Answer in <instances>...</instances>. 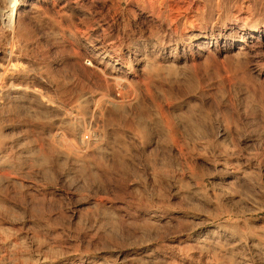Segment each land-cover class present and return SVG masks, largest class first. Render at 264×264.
Returning a JSON list of instances; mask_svg holds the SVG:
<instances>
[{
    "label": "rangeland",
    "instance_id": "374dc122",
    "mask_svg": "<svg viewBox=\"0 0 264 264\" xmlns=\"http://www.w3.org/2000/svg\"><path fill=\"white\" fill-rule=\"evenodd\" d=\"M36 1L46 15L43 24L33 23V37L40 41L39 51L37 50V54L33 55V61L37 63L36 65H40L41 73L49 74V78L55 82L54 88H50L52 91L49 88L43 89L45 94L50 100L54 99L52 101L65 106L64 108L72 114L71 119L67 121L68 119L60 117L56 110L55 114L52 108L41 105L35 99L26 101L22 105H13L20 109L12 106L11 109L0 110L2 113H0V132H2L0 133V212L2 213H0V225L4 224L8 227L6 229L0 226L3 232L0 231L2 234L0 235V257L4 258V260L0 258V264L2 260V264L13 262H15L13 264H24L27 258L29 261L27 260L25 264H100V261L102 264L105 262L107 264H151L152 262H154L152 264H163L161 260L154 261L144 256L140 245L142 241L139 237L142 236L143 242L145 239L155 237L153 226L145 225L144 228V223L149 224L148 216L164 212V210L168 215L179 214L186 220L181 230L174 228L170 223L161 228L165 234L157 240V244L164 246L167 244L177 246L182 244L179 242L181 237L188 235L191 238L196 235L199 231L192 230L190 227L198 223V220L202 221L203 216L210 215L209 217L214 219V225L223 222L235 224L236 221L241 222V220L257 226L264 225V41L244 40L239 43L238 48L241 45L247 48L245 53L247 55L243 54V57L234 55L235 51L225 52L224 55V52L217 50L216 44V47L211 46L213 57H210L212 58L210 61H204V56L207 54L202 48L206 46L207 40L216 42L217 37H221V32L226 28H230L229 32L238 31L239 33L245 32L252 26L264 29V0H188V4L193 3L191 11L185 10L177 14L176 21L174 20L170 27L162 24L148 11L142 12L134 8L135 11L130 13L127 11L129 5L125 0ZM190 20L192 23L188 22ZM55 21H60L64 30L73 35L72 38L66 37L67 39L62 43L55 44L52 41H46L44 33ZM104 26L105 32L102 30ZM203 27L208 29L207 39L197 41L198 32ZM118 34L120 40L117 47L119 46L120 49L115 51L122 54L120 67L126 72L129 71L130 74L127 73L128 81L125 82L123 79L116 84L108 77V71H106L107 75L104 71L99 72L85 59L92 60L96 55L94 50L106 46L108 41L116 38ZM136 45H140L148 53L153 68L158 66L147 70L149 74H146V71L144 74L134 69L135 60L130 50H133ZM166 54L171 55L175 64L170 65L165 60ZM111 55L116 57V53ZM192 60L197 63L195 62L194 65ZM105 66L106 64L103 67ZM172 70L175 72L173 73ZM180 73H182L181 76H179ZM177 74L178 77H176ZM124 83L131 86L129 94L123 88ZM102 90L114 97L125 96L133 104L127 106L124 112L113 113V118L107 117V119L101 116H95L97 119L93 120L88 118L86 121L88 130L84 132L83 137L87 140L92 139L90 126H94L98 131L102 130L99 132L103 136L101 135L102 137L95 145L83 148L79 140H75L74 144L70 138V131L74 127L77 128L74 115L84 113L83 106L78 107L79 100L77 102L76 100L82 95H87L91 99L92 95L101 93ZM28 104H30L29 108ZM4 110L6 114L8 113L7 116ZM76 110L78 112H75ZM19 114L22 116L19 117ZM169 119L173 121L172 124ZM184 120L187 122H183ZM223 122L224 125H222ZM194 123L198 127L194 126ZM192 127L196 130L193 131ZM197 131L201 132V135ZM172 134L173 136L170 137ZM260 135L262 136L259 138ZM199 137L201 140H197L200 139ZM73 148L79 150L75 151ZM20 152L21 155H19ZM67 152H70L72 156ZM77 157L80 158L77 159ZM248 174L250 177H247ZM232 183L233 186H231ZM216 194L220 197L215 196ZM230 195L235 198L234 202ZM243 196L245 200L254 196L256 202L258 201L257 203L263 207L262 212L255 214L244 210ZM235 207L242 208V213L232 217L226 214L228 209L232 210ZM2 208L5 209L4 212ZM216 209H219L218 212ZM114 215L117 217L114 218ZM116 219L117 221H114ZM79 221L81 224L78 223ZM122 223L126 227H123ZM32 228H37L38 232ZM150 228L151 231H148ZM206 228L202 225L199 230ZM86 230L93 231L92 234L97 232L94 240L83 238ZM10 231H13L12 234ZM43 232L44 235L41 234ZM134 232L135 234H132ZM147 232L151 236L145 235ZM14 233L18 234L14 235ZM131 234L134 237H131ZM137 234L140 236L137 237ZM18 237H22L24 242H20L21 239ZM42 238L45 242L41 240ZM60 241L64 244L61 245ZM49 242L53 243L49 246L50 248L47 246ZM18 243H22V246H18L21 245ZM133 243L136 244L133 246ZM41 244L43 247L40 246ZM10 245L17 246L14 248ZM23 245L27 247L24 246V249ZM70 246L74 250L70 249ZM173 258L177 262L181 261V258ZM193 260L199 262L200 254H193ZM181 262L187 264L184 261Z\"/></svg>",
    "mask_w": 264,
    "mask_h": 264
},
{
    "label": "bare ground",
    "instance_id": "6f19581e",
    "mask_svg": "<svg viewBox=\"0 0 264 264\" xmlns=\"http://www.w3.org/2000/svg\"><path fill=\"white\" fill-rule=\"evenodd\" d=\"M40 1V0H39ZM126 2H128V7H127V11H135L134 8H138L139 10L143 11H148L150 12V14L152 13L153 15L156 16V18L158 20L161 21L162 24L170 27L172 24V22L175 20V16L177 14H180L182 11L185 10H189L191 11L192 9V4L191 3H187L188 0H125ZM192 1V0H191ZM190 1V2H191ZM41 2V1H40ZM121 2V1H120ZM198 5V4H196ZM201 5V4H200ZM219 10V9H218ZM43 10H41V7L39 5V3H37L36 0H0V110H3L5 108H10L13 105H22L24 102L26 101H31L34 100L38 101V103H40L43 106L52 108L54 110V113L57 111L60 115V117L62 116L63 118H67L66 120L69 121V119H71V114L68 112V110L66 108H64L60 103L56 102V101H52L48 98V96L45 94L44 92V88L46 89H50V88H54L55 86V82L52 81L49 78V74L45 75L41 73V68L36 65L37 63L33 61V55H36L37 50L40 46V41L34 39L33 37V23H38V24H43V20H45L44 16L46 15L45 12H42ZM131 13V12H130ZM193 13V12H192ZM184 14V13H183ZM194 14V13H193ZM55 15V14H54ZM178 16V15H177ZM181 16V15H180ZM187 16V14L185 15ZM191 19V18H190ZM48 20V19H47ZM176 21V20H175ZM102 22V21H101ZM106 22V21H105ZM110 22V21H109ZM109 22L107 23V26L109 24ZM190 23H192V20L188 21ZM189 23V24H190ZM199 23V22H198ZM51 27L49 29H47V31L44 33V39L46 41L49 42H53L55 43H62L65 39H70L72 38V34L68 33L67 31L64 30V28L62 27V23L56 22L55 23H51L50 25ZM154 26V25H153ZM159 26V24H158ZM202 26V25H201ZM204 26V25H203ZM178 27V26H177ZM208 27V26H207ZM207 27H203V29L201 28V30H199L198 35H197V41H204L207 38V32L208 29ZM175 28V27H174ZM151 29V27H150ZM229 29V30H228ZM226 28L223 32H221V37H217L216 42H213L212 40L210 41H206V46L202 47L205 49L206 54L207 55H203L204 56V61H210V57L212 56V48L216 47L217 44V50L219 52H224V55L226 54L225 52H234V55L236 54L237 57H243L247 55L246 50L247 48L245 46H240L238 48V44L244 42V40H249L251 42H254L255 40H263L264 41V29H261L260 27H248L246 29L245 32L243 33H239L238 31H234V32H229L230 28ZM102 30L105 32L106 28L104 26V28H102ZM108 30V29H107ZM111 30V29H110ZM152 30V29H151ZM168 30V29H167ZM214 30V29H212ZM82 31V30H81ZM155 31V30H154ZM170 31V30H169ZM173 31V30H172ZM179 31V30H178ZM108 32V31H107ZM152 32V31H151ZM159 33V32H158ZM106 34V33H105ZM122 35V34H121ZM163 36V35H162ZM169 36V35H168ZM172 37V35H170ZM67 37V38H66ZM149 37V36H148ZM154 37V36H153ZM164 37V36H163ZM36 38V37H35ZM150 38V37H149ZM166 38V36H165ZM115 39V40H113ZM112 40H109L108 43L106 44V46L99 48L97 50H94V54H96L94 56V58L91 59H85V61L90 62V64L92 66H94L93 68H96L99 72L104 71L106 73V71H108V77H110V79L113 80V82H118V81H128L127 79V73L126 71L122 70V68L120 67L121 65V61H122V54L120 52H116L115 49H120V47H117V43L119 45V40H120V35L118 34V36L115 38H113ZM154 39V38H153ZM164 39V38H163ZM196 39V38H195ZM41 40V39H39ZM165 40V39H164ZM148 41V40H147ZM152 41V40H151ZM231 41V43L229 42ZM107 42V41H106ZM149 43V42H148ZM258 43V42H257ZM262 43V42H261ZM137 44V43H136ZM155 44V43H153ZM255 44V43H254ZM132 45V44H131ZM263 45V44H262ZM130 45L128 44V47ZM145 46V45H143ZM142 46V47H143ZM153 46V45H152ZM200 46V45H199ZM213 46V47H211ZM254 46V45H253ZM256 47V46H255ZM151 48V47H150ZM154 48V47H153ZM48 49V48H47ZM71 49V48H70ZM130 49V47H129ZM146 49V48H145ZM152 49V48H151ZM92 50V49H91ZM39 51V50H38ZM96 51V52H95ZM148 51V50H147ZM200 52V51H199ZM198 52V53H199ZM203 52V51H201ZM36 53V54H35ZM113 53H116V57H114ZM130 53L133 57V59L135 60V67L134 69H137V71H141V72H145L146 74H149V72H147V70H151L154 69L155 67L157 68L158 66H155L153 68V64H151L152 61H150V58H148V53L143 50L140 45H136L133 47V50H130ZM92 54V53H91ZM216 54V53H215ZM167 56H165V60L171 65V63H173V59L171 58L170 54H166ZM201 56V57H203ZM219 56V55H218ZM36 58V57H35ZM219 58V57H218ZM217 58V59H218ZM214 59V58H213ZM219 60V59H218ZM37 61V60H35ZM39 61V60H38ZM194 62V60H192ZM202 61V60H201ZM203 61V62H204ZM216 61V58H215ZM220 61V60H219ZM218 61V62H219ZM192 62V63H193ZM196 62V61H195ZM194 62V65L197 63ZM212 62V61H211ZM210 62V63H211ZM217 62V63H218ZM36 63V64H35ZM43 63V62H42ZM53 63V62H52ZM156 63V62H155ZM205 63V62H204ZM203 63V64H204ZM207 63V62H206ZM214 63V62H213ZM216 63V64H217ZM40 64V63H38ZM104 64H106L105 68L103 67ZM175 64V63H173ZM172 64V65H173ZM186 64V63H185ZM189 64V63H188ZM215 64V63H214ZM88 65V64H86ZM187 65V64H186ZM213 65V64H212ZM160 66V65H159ZM176 66V65H175ZM178 66V65H177ZM185 66V65H184ZM193 66V65H192ZM58 67V66H57ZM175 68L174 66H170ZM168 67V68H170ZM209 67V66H208ZM178 68V67H177ZM182 68V67H180ZM187 68V67H186ZM44 69V68H43ZM171 69V68H170ZM185 69V68H183ZM193 71L194 68L192 67ZM160 70V69H159ZM44 71V70H43ZM154 71V70H152ZM168 71V70H167ZM175 71H177L175 69ZM174 70H172V72H175ZM181 71V70H180ZM186 71V70H184ZM103 72V73H104ZM169 72V71H168ZM49 73V72H48ZM195 73V72H194ZM130 74V73H129ZM145 74V73H144ZM153 74V73H152ZM186 74V73H185ZM197 74V73H196ZM194 74V75H196ZM107 75V73L105 74ZM104 75V76H105ZM176 75V74H174ZM173 75V76H174ZM182 73L179 74V76H181ZM198 75V74H197ZM169 76V74H168ZM229 75H227L228 77ZM107 77V76H106ZM178 77V74L177 76ZM175 77V78H176ZM57 78V77H56ZM183 78V77H182ZM179 78V79H182ZM264 79V78H263ZM134 81V80H133ZM230 81V79H229ZM107 82V81H106ZM109 82V81H108ZM112 82V81H111ZM133 83V82H132ZM231 83V82H230ZM113 84V83H112ZM118 84V83H116ZM115 85V84H114ZM123 85V84H122ZM107 86V85H105ZM121 86V85H120ZM119 86V87H120ZM136 86V85H135ZM109 87V86H108ZM113 87V86H112ZM122 87V86H121ZM131 86L129 84H125L124 83V89L126 91V93H128L130 91ZM45 89V90H46ZM107 89V88H106ZM114 89L116 90L115 86ZM52 91V89H50ZM105 90V88H104ZM104 90H102L101 93H95V95L91 96V99L88 98L87 95L80 96L79 99L77 98L76 102L79 100L78 103V107H82L84 108V113H76L74 115V121L77 124V128L76 127H72L73 129L70 131V138L71 140L74 142L75 140H79L80 144L83 146V148H89L91 145H95L99 140L100 137H102L103 135L99 132L102 131L99 129V131L97 130V128H94V126H90V130H91V134H92V139H85V137H83L84 132H86L87 129V125H86V121L88 120V118L90 120H93L95 118V116H101V117H112V115L114 116L113 113H121L124 112L125 109L127 108V106H130L131 104H133V102L129 99H126L125 96H118V97H114L113 95L111 96V94L108 93H104ZM109 90V88H108ZM123 90V89H122ZM81 92V91H80ZM134 92V91H133ZM117 93V92H116ZM91 94V93H89ZM118 94V93H117ZM122 94V91H121ZM129 94V93H128ZM120 95V93L118 94ZM50 96V95H49ZM128 96V95H127ZM136 97V96H135ZM64 99V98H63ZM137 101V100H136ZM34 103V102H33ZM36 103V102H35ZM63 103V102H62ZM74 103V102H73ZM37 104V103H36ZM28 108L30 107V104H28ZM32 105V104H31ZM33 106V105H32ZM72 106V105H71ZM70 106V107H71ZM76 106V103H75ZM16 107V109L18 108L17 106H13V108ZM20 107V106H19ZM25 109H27L26 107H24ZM33 108V107H32ZM75 108V107H74ZM15 109V111H16ZM20 109V108H18ZM31 109V108H30ZM34 109V108H33ZM45 109V107H44ZM47 109V108H46ZM22 110V108H21ZM20 110V111H21ZM24 110V109H23ZM51 110V109H50ZM56 110V111H55ZM78 110V109H77ZM75 112H78V111ZM81 110V108H80ZM70 111V110H69ZM4 114H6V111L4 110ZM24 112V111H23ZM1 113V112H0ZM16 113V112H15ZM19 113V112H18ZM185 113V112H184ZM2 114V113H1ZM8 114V113H7ZM6 114V116H7ZM13 114V113H12ZM56 114V113H55ZM175 114V113H174ZM188 115V113H186ZM185 114V115H186ZM194 114V113H193ZM191 114V115H193ZM11 115V114H9ZM22 114H19V117H21ZM116 115V114H115ZM171 115V114H170ZM2 116V115H1ZM27 116V115H25ZM29 116V115H28ZM58 116V117H59ZM194 116V115H193ZM5 117V116H4ZM9 117V116H8ZM24 117V116H23ZM56 117V116H55ZM168 117V115H167ZM172 117V116H171ZM170 117V119H171ZM14 118V117H12ZM11 118V119H12ZM62 118V119H63ZM113 118V117H112ZM176 118V117H175ZM60 119V118H59ZM97 119V118H95ZM99 119V118H98ZM105 119V118H104ZM108 119V118H107ZM169 119V120H170ZM174 119V118H172ZM179 119V117H178ZM177 119V120H178ZM61 120V119H60ZM197 120V119H196ZM226 120V119H225ZM2 122H4L3 120H1ZM95 121V120H94ZM97 121V120H96ZM182 121V120H181ZM180 121V124H181ZM193 121V120H192ZM199 121V120H198ZM60 122V121H59ZM66 122V121H64ZM93 121H91L92 123ZM99 122V121H98ZM97 122V123H98ZM171 124L173 121H169ZM183 122H187V120H184ZM197 122V121H194ZM264 122V121H263ZM70 123V122H69ZM95 123V122H94ZM189 123V122H188ZM193 124V122H190V124ZM198 123V122H197ZM67 124V123H66ZM170 124L169 126V130H172V125ZM195 124V123H194ZM225 123L223 122L222 125H224ZM99 125V124H98ZM168 125V124H167ZM186 125V124H185ZM8 126V125H7ZM29 126V125H28ZM65 126V125H64ZM70 126V124H69ZM73 126V125H71ZM189 127V125H186ZM192 126V125H191ZM196 126V124L194 125ZM193 126V127H194ZM26 127V126H25ZM184 127V125H183ZM192 127V128H193ZM198 127V125L196 126ZM194 127V128H196ZM193 128V131L196 130ZM223 128V127H222ZM231 128V127H230ZM67 129V128H66ZM71 129V128H70ZM185 129V128H184ZM183 129V130H184ZM224 129V128H223ZM232 129V128H231ZM263 130V128H261ZM6 130V129H5ZM64 130V129H63ZM201 130V129H199ZM56 131V130H55ZM65 131V130H64ZM177 131V130H176ZM187 131V130H186ZM184 131V133L186 132ZM191 132H193L192 130H190ZM221 131V130H220ZM225 131V130H224ZM223 131V132H224ZM235 131V130H234ZM60 132V131H59ZM169 132V131H168ZM174 132V131H172ZM171 132V133H172ZM228 132V131H227ZM231 132V131H230ZM229 132V133H230ZM2 133V132H0ZM177 133V132H176ZM175 133V134H176ZM189 133V132H188ZM198 133V131H197ZM201 133V132H200ZM198 133V134H200ZM221 133V132H220ZM59 134V133H58ZM174 134V133H173ZM173 134L170 136L172 137ZM252 134V133H251ZM256 134V133H255ZM17 135V134H16ZM57 135V134H56ZM63 135V134H62ZM69 135V134H68ZM102 135V136H101ZM186 135V134H185ZM201 135V134H200ZM250 135V133H249ZM175 136V135H174ZM203 136V135H202ZM201 136V137H202ZM262 135L259 136V138ZM20 137V136H19ZM25 137V136H24ZM61 137V136H60ZM58 137V138H60ZM68 137V136H67ZM181 137V136H180ZM190 137V136H189ZM198 137V136H197ZM201 137H199L200 139L197 140H201ZM230 137V136H229ZM182 138V137H181ZM222 138V137H221ZM225 138V137H224ZM227 138V137H226ZM249 138V137H248ZM255 138V137H254ZM65 139V137H64ZM63 139V140H64ZM103 139V138H101ZM195 139V140H196ZM251 139V137H250ZM19 140V139H18ZM26 140V139H25ZM68 141H70L67 138ZM90 140V141H89ZM258 140V139H257ZM14 141V140H13ZM16 141V140H15ZM60 141V140H59ZM63 142V141H62ZM196 142V141H195ZM199 142V141H198ZM203 142V141H202ZM200 142V143H202ZM221 142L222 139H221ZM61 143V141H60ZM72 143V142H70ZM76 142H74L75 144ZM204 143V142H203ZM4 144V143H3ZM17 144V143H16ZM15 144V145H16ZM78 144V143H77ZM194 144V143H193ZM24 145V144H23ZM196 145V144H195ZM204 145V144H203ZM56 146V145H55ZM67 146V145H66ZM74 145H72L73 147ZM78 146V145H77ZM101 146V145H100ZM1 147V145H0ZM21 147V146H20ZM97 147V146H96ZM199 147V146H197ZM76 148V147H75ZM73 148V149H75ZM80 148V147H79ZM99 148V147H98ZM205 148V147H204ZM231 148V147H230ZM234 148V147H233ZM232 148V150H234ZM3 148H1L2 150ZM17 149V148H16ZM94 149V147H93ZM101 149V147L99 148ZM202 149V148H201ZM20 150V149H19ZM18 150V151H19ZM69 150V149H68ZM72 150V149H71ZM79 149L77 148V150L75 149V151H78ZM86 150V149H84ZM90 150V149H89ZM102 150V149H101ZM24 151V150H23ZM63 151V150H61ZM230 151V150H229ZM3 152V151H2ZM22 152V151H21ZM21 152L19 155H21ZM64 152V151H63ZM85 152V151H84ZM91 152V151H90ZM223 152V151H222ZM225 152V151H224ZM227 152V151H226ZM19 153V152H18ZM32 153V152H31ZM66 153V152H65ZM68 154L70 152H67ZM221 153V152H220ZM229 153V152H228ZM233 153V152H232ZM236 153V152H235ZM250 153V152H248ZM23 154V152H22ZM226 154V153H225ZM252 154V153H251ZM254 154V153H253ZM252 154V155H253ZM5 155V154H4ZM71 155V153H70ZM79 155V153H78ZM86 155V154H85ZM223 155V154H222ZM248 155V154H247ZM246 155V156H247ZM255 155V154H254ZM72 156V155H71ZM74 156V155H73ZM229 156V155H228ZM251 156V155H250ZM3 157V156H1ZM6 157V156H5ZM69 157V156H68ZM4 158V157H3ZM80 157H77V159H79ZM231 158V157H230ZM235 158V157H234ZM247 158V157H246ZM249 158V155H248ZM248 158L246 160H248ZM223 159V158H222ZM233 159V158H232ZM253 159V158H252ZM76 160V159H75ZM74 160V161H75ZM228 160V159H227ZM231 160V159H229ZM2 161V160H1ZM237 161V160H236ZM224 162V161H223ZM233 162V161H232ZM248 162V161H247ZM246 162V163H247ZM256 162V161H255ZM260 162V161H259ZM3 163V161H2ZM80 163V162H79ZM237 163V162H236ZM257 163V162H256ZM5 164V162H4ZM217 164V163H216ZM215 164V165H216ZM244 165V164H243ZM1 166V165H0ZM250 166V165H249ZM215 167V166H214ZM224 167V166H223ZM226 167V166H225ZM231 167V166H230ZM240 167V166H239ZM229 167H227L228 169ZM220 169V168H219ZM225 169V168H224ZM232 169V167H231ZM235 169V168H234ZM245 169V168H244ZM251 169V168H250ZM262 169V168H261ZM222 170V169H221ZM236 170V169H235ZM249 170V168H248ZM225 171H227L225 169ZM238 171V170H237ZM244 171V170H243ZM252 171V170H251ZM242 172V171H241ZM219 173V171H218ZM227 174V173H225ZM231 174V173H230ZM242 174V173H241ZM220 175V173H219ZM218 175V176H219ZM246 175V174H245ZM250 174L247 175V177ZM221 176V175H220ZM222 177V176H221ZM231 177V176H230ZM236 177V176H235ZM246 177V178H247ZM250 177V176H249ZM239 179V178H238ZM244 181V180H243ZM246 181V180H245ZM233 182V181H232ZM225 183V181H224ZM235 183V182H234ZM220 184V183H219ZM218 184V185H219ZM236 184V183H235ZM217 185V184H216ZM226 185V184H225ZM234 184L232 183L231 186H233ZM240 185V183H239ZM245 185V183H244ZM236 186V185H235ZM217 187V186H216ZM246 187V186H245ZM224 188V186H223ZM235 188V187H234ZM241 188V187H240ZM222 189V188H221ZM220 189V190H221ZM230 189V188H229ZM215 190V189H214ZM219 190V189H218ZM216 190V191H218ZM225 190H228L225 188ZM224 191V190H223ZM239 191V189H238ZM243 191V190H242ZM234 192V191H233ZM219 193V192H218ZM237 193V192H235ZM239 193V192H238ZM242 193V192H241ZM250 193V192H248ZM220 194V193H219ZM222 194V192H221ZM247 194V193H246ZM254 194V193H253ZM252 194V195H253ZM240 195V194H239ZM249 195V194H248ZM215 196H219V195H215ZM231 196V195H230ZM255 196V195H254ZM253 196V198H249V199H244V196L242 197L244 201V203H242V207L244 208V210L248 211V212H254L255 214L258 212H262L263 207L261 205H259L256 202V198ZM1 197V196H0ZM220 197V196H219ZM237 197V196H236ZM246 197V196H245ZM249 197V196H248ZM257 197V195H256ZM224 198V197H223ZM229 198V196H228ZM255 198V199H254ZM221 199V198H220ZM4 200V199H3ZM216 200V199H215ZM226 200V199H225ZM230 200V199H229ZM228 200V201H229ZM231 200L234 202L235 198L231 196ZM240 200V199H238ZM242 200V201H243ZM218 203V202H217ZM223 203V202H222ZM225 203V202H224ZM231 203V202H230ZM6 204V203H5ZM227 204V203H226ZM240 204V203H239ZM1 205V203H0ZM4 205V204H3ZM230 205V204H229ZM241 205V204H240ZM8 206V205H7ZM235 206V205H232ZM239 206V205H238ZM221 207V206H220ZM5 208V205H4ZM217 208V206H216ZM219 208V207H218ZM227 208V207H226ZM230 208V207H229ZM214 209V207H213ZM3 212L5 209H3ZM164 210V209H163ZM217 210V209H216ZM219 210V209H218ZM218 210L216 212H218ZM222 210V209H221ZM229 211H226V214L230 215L231 217L234 215H237L238 213H240L242 211V208H238L235 207L232 210L228 209ZM9 211V209H8ZM7 211V212H8ZM14 211V210H13ZM150 211V210H149ZM173 211V210H172ZM178 211V210H177ZM190 211V210H189ZM188 211V212H189ZM212 211V210H211ZM185 212V211H184ZM206 212V211H205ZM214 212V211H213ZM215 212V213H216ZM221 212V211H219ZM1 213V212H0ZM148 213V212H147ZM192 213V211L190 212ZM196 213V212H195ZM212 213V212H211ZM242 213V212H241ZM2 214V213H1ZM4 214V213H3ZM8 214V213H7ZM31 214V213H30ZM145 214V213H144ZM188 214V213H187ZM194 214V213H193ZM207 214V212H206ZM213 214V213H212ZM5 215V214H4ZM2 215V216H4ZM118 215V214H117ZM120 215V214H119ZM185 215V214H184ZM199 215V213L197 214ZM209 215V214H208ZM225 215V214H224ZM243 215V214H242ZM251 215V214H250ZM6 216V215H5ZM115 216V215H114ZM123 216V215H122ZM131 216V215H129ZM138 216V215H137ZM144 216V215H143ZM210 216V215H209ZM209 216H203V218H201L202 221L198 223L196 222L195 225H193V227H190L192 230H196L199 231L196 235H194L193 237L189 238L188 235L187 236H183L179 239V242H181L182 244L179 245H175L174 246H164V245H159L157 244V240L159 238H162L165 234L164 231L161 229L162 227H164L166 224H171L174 228L176 229H183L184 224L183 222H185L186 220H184L179 214H175V213H171V214H167L164 210V212H160L157 214H152L150 216L147 217L149 224H146V222L144 223V228L145 225H152L153 228L155 230V237H151L148 240L145 239V241L143 242V238L141 240L140 238V245L142 247L143 250V254L144 256L150 260H161L163 264H182L181 261L186 262L187 264H264V225H254L250 222H246V221H242L241 222H237L235 224H229V223H222V224H218V225H214V219L209 217ZM213 216V215H212ZM262 216V215H261ZM98 217V216H97ZM117 216H115L114 218H116ZM120 216H118L119 218ZM135 217V215H134ZM185 217V216H184ZM220 217H224V216H220ZM219 217V218H220ZM7 218V217H6ZM113 218V219H114ZM138 218V217H137ZM218 218V217H217ZM14 219V218H13ZM121 220V218H119ZM118 219V220H119ZM126 219V218H124ZM134 219V218H133ZM132 219V220H133ZM141 219V218H140ZM188 219V218H187ZM246 219V218H245ZM4 220V219H3ZM79 220V219H78ZM83 220V219H82ZM128 220V219H127ZM131 220V221H132ZM145 220V219H144ZM260 220V219H259ZM69 221V220H68ZM74 221V220H73ZM102 221V220H101ZM114 221H117L114 220ZM122 221V220H121ZM130 221V220H129ZM135 221V220H133ZM189 221V219L187 220ZM229 221V220H228ZM45 222V220L43 221V223ZM75 222V221H74ZM97 222V221H96ZM119 222V221H118ZM117 222V223H118ZM124 222V221H123ZM226 222V221H225ZM36 223V222H35ZM77 223V222H76ZM74 223V224H76ZM78 223L81 224V222L79 221ZM77 223V224H78ZM91 223V222H90ZM121 223V222H120ZM127 223V222H126ZM125 223V224H126ZM129 223V222H128ZM135 223V222H134ZM139 223V222H138ZM136 223V224H138ZM142 223V221L140 222ZM139 223V224H140ZM187 223V222H186ZM231 223V222H230ZM263 223V222H262ZM3 224V223H2ZM26 224V223H25ZM40 224V223H38ZM45 224V223H44ZM76 224V225H77ZM85 224V222H84ZM83 224V225H84ZM94 224V223H93ZM96 224V223H95ZM212 224V225H209ZM41 225V224H40ZM89 225V224H88ZM92 225V223H91ZM123 225V223H122ZM121 226V228L126 227L125 225H123V227ZM131 225V224H129ZM134 225V224H133ZM204 225L205 227H207L205 230L200 231V227ZM1 226V225H0ZM4 226V224L2 225ZM1 226V227H2ZM11 226V225H10ZM34 226V225H32ZM37 226V225H36ZM46 226H48L46 224ZM136 226V225H135ZM151 226V227H152ZM31 227V226H30ZM29 227V228H30ZM35 227V226H34ZM39 227V226H38ZM49 227V226H48ZM52 227V226H51ZM92 227V226H91ZM128 227V226H127ZM188 227V225H187ZM4 228L8 229V227L5 225ZM2 228V230L4 229ZM43 228V227H42ZM50 228V227H49ZM85 228V227H84ZM90 228V227H88ZM93 228V227H92ZM95 228V227H94ZM97 228V226H96ZM95 228V229H96ZM135 228V227H134ZM18 229V228H17ZM32 229H37V228H32ZM91 229V228H90ZM98 229V228H97ZM109 229V228H108ZM124 229V228H123ZM122 229V230H123ZM13 230V228H12ZM20 230V229H19ZM121 230V231H122ZM127 230V229H126ZM125 230V232H126ZM135 230V229H133ZM139 230V229H138ZM147 230V229H146ZM145 230V231H146ZM153 230V231H154ZM1 231V230H0ZM33 231V230H32ZM38 232V230H36ZM44 231V230H43ZM79 231V230H78ZM84 231V230H83ZM99 231V230H98ZM151 231V228L150 230ZM152 231V232H153ZM9 232V230H8ZM11 232V231H10ZM13 232V231H12ZM11 232V234H12ZM35 232V231H34ZM42 232V231H41ZM47 232V231H46ZM55 232V231H54ZM60 232V231H59ZM58 232V233H59ZM81 233V231H79ZM93 232V231H92ZM91 231L86 230V232L83 234L84 237L83 238H89L90 240H94V235L96 236V234H92ZM167 232V231H166ZM169 232V229H168ZM174 232V230H173ZM172 232V233H173ZM183 232V231H181ZM1 233H3L1 231ZM71 233V232H70ZM94 233V232H93ZM124 234V232H122ZM130 233V232H128ZM126 233V234H128ZM142 233V231H141ZM6 234V233H5ZM17 235L18 233H14V235ZM37 234V233H35ZM34 234V235H35ZM44 235V232L41 233ZM53 234V233H52ZM64 234V233H63ZM82 234V233H81ZM103 234V233H102ZM102 234H100L102 236ZM132 234H135L132 233ZM131 237H134L132 236ZM140 234V233H139ZM150 234V233H149ZM171 234V233H170ZM187 234V233H186ZM195 234V233H194ZM2 235V234H0ZM38 235H40V233H38ZM57 235V234H56ZM62 235V234H61ZM78 235V234H77ZM76 235V236H77ZM105 235V234H104ZM129 235V234H128ZM148 235V232L147 234ZM143 233V236H145ZM167 235V234H166ZM165 235V236H166ZM177 235V234H176ZM8 236V234L6 235ZM32 237V235H30ZM47 236V234H46ZM55 236V235H54ZM59 236V235H58ZM64 236V235H63ZM74 236V237H76ZM80 236V235H79ZM140 236L137 234V237ZM151 235H148V237ZM168 236V235H167ZM166 236V237H167ZM172 236V235H171ZM12 237V236H11ZM49 237V236H48ZM56 237V236H55ZM105 237V236H104ZM103 239H106L104 238ZM122 237V236H121ZM127 237V236H125ZM174 237V236H173ZM178 237V236H177ZM8 238V237H7ZM19 238V237H18ZM24 238V237H23ZM29 238V237H28ZM37 238V236H36ZM41 238V235H40ZM57 238V237H56ZM59 238V237H58ZM69 238V237H68ZM147 238V237H146ZM183 238V239H182ZM9 239V238H8ZM17 239V238H15ZM21 239L20 242H24L22 241V237L19 238ZM27 239V237L25 238ZM51 239V237H50ZM79 239V237L77 238ZM98 239V238H97ZM127 239V238H126ZM134 239V238H133ZM3 240V239H2ZM37 240V239H36ZM43 240V238L41 239ZM47 240H49L47 238ZM46 240V241H47ZM53 240V239H52ZM64 240V239H63ZM85 240V239H84ZM124 240V239H122ZM132 240V238H131ZM137 239L135 238V241ZM139 240V239H138ZM177 240V239H176ZM1 241V240H0ZM14 241V240H13ZM17 241V240H16ZM35 241V240H34ZM39 241V240H38ZM44 241V240H43ZM55 241V240H53ZM98 241V240H97ZM129 241V240H128ZM178 241V240H177ZM176 241V242H177ZM4 242V241H3ZM10 242V240H9ZM28 242V241H26ZM45 242V241H44ZM43 242V243H44ZM65 242V241H64ZM82 242V241H81ZM86 242H88V240H86ZM131 242V241H130ZM134 242V241H133ZM137 242V241H136ZM15 243V241H14ZM13 243V244H14ZM17 243V242H16ZM38 243V242H37ZM42 243V244H43ZM59 243V242H58ZM61 243V241H60ZM59 243V244H60ZM63 243V242H62ZM61 243V245H62ZM89 243V242H88ZM86 243V244H88ZM129 243V242H128ZM139 243V241H138ZM142 243V244H141ZM166 243V242H165ZM164 243V244H165ZM168 243V242H167ZM12 244V243H11ZM21 244V245H18ZM18 246H22V243H18ZM28 244V243H26ZM35 244V243H34ZM40 244V241H39ZM40 245L43 247V245ZM57 244V243H55ZM64 244V243H63ZM66 244V243H65ZM70 244V243H69ZM84 244V245H86ZM91 244V243H90ZM89 244V245H90ZM96 245H98L97 243H95ZM94 244V245H95ZM101 244V243H100ZM130 244V243H129ZM136 244V243H135ZM133 243V246L135 245ZM5 245V244H4ZM16 245V246H17ZM31 245V244H30ZM36 245V244H35ZM46 245V244H45ZM50 245H53V243H47V246L49 247ZM73 245V244H72ZM80 245V243H79ZM93 245V246H94ZM173 245V244H172ZM11 246V245H10ZM16 246H11V247H16ZM27 247V245H23V248L25 249V247ZM32 246V245H31ZM59 246V245H58ZM65 246V245H64ZM67 246V245H66ZM74 246V245H73ZM92 246V247H93ZM109 246V245H108ZM7 247V246H4ZM56 247V246H55ZM69 247V246H68ZM71 247V246H70ZM76 248V246H74ZM73 247V248H74ZM78 247V246H77ZM89 247V246H88ZM91 247V246H90ZM98 247V246H96ZM130 248V246H128ZM169 247V249H168ZM175 247H177L176 249H174ZM50 248V247H49ZM52 248V246H51ZM54 248V247H53ZM57 248V247H56ZM60 248V247H58ZM62 248H64L62 246ZM80 248V246L78 247ZM84 248V247H83ZM95 247H93L94 249ZM5 250L7 248H4ZM10 249V248H9ZM22 249V248H21ZM23 249V250H24ZM55 249V248H54ZM65 249V248H64ZM63 249V250H64ZM72 249V247L70 248ZM77 249V248H76ZM88 249V248H87ZM96 249V248H95ZM115 249V248H114ZM12 250V248H11ZM16 250V249H15ZM18 250V249H17ZM46 250V249H44ZM53 251V249H51ZM57 250V249H56ZM59 250V249H58ZM74 250V249H72ZM85 250V249H84ZM91 250V249H90ZM168 250V251H167ZM174 250V251H173ZM8 251V250H7ZM28 251V250H27ZM30 251V250H29ZM39 251V250H37ZM60 251V250H59ZM62 251V250H61ZM67 251V250H64ZM136 251H138L136 249ZM167 251V252H166ZM4 252V251H3ZM12 252V251H11ZM15 253H17L16 251H14ZM13 252V254H15ZM22 252V251H21ZM26 252V250H25ZM31 252V251H30ZM41 252V251H40ZM43 252V251H42ZM46 252V251H45ZM56 255H57V251ZM63 252V251H62ZM72 252V251H70ZM75 252V251H74ZM82 252V251H81ZM101 252V251H100ZM135 252V251H134ZM140 252V251H138ZM172 252V253H171ZM9 253V252H8ZM24 253V251H23ZM28 253V252H27ZM38 253V252H37ZM65 253V252H63ZM69 254V251L67 252ZM76 253V252H75ZM130 253V251H129ZM133 253V252H132ZM3 253H1L2 255ZM6 254V251H5ZM12 254V255H13ZM47 254V253H46ZM60 254V253H59ZM66 254V253H65ZM128 254V253H127ZM140 254V253H139ZM193 254H200V258L201 260H199V262H195L193 260ZM16 255V254H15ZM18 255V254H17ZM44 255V254H43ZM42 255V256H43ZM53 255V254H52ZM55 255V254H54ZM55 255V256H56ZM63 255V254H61ZM67 255V254H66ZM120 255V254H119ZM138 255V254H137ZM176 255V256H175ZM27 256V255H26ZM36 256V254H35ZM39 256V255H37ZM46 256V255H45ZM64 256V255H63ZM96 256V255H95ZM104 256V255H103ZM118 256V255H117ZM132 256V255H131ZM199 256V255H198ZM9 257V256H8ZM14 257V255H13ZM22 257V256H20ZM34 257V256H33ZM61 257V256H59ZM84 257V256H83ZM107 257V256H106ZM123 257V256H122ZM125 257V256H124ZM141 257V256H140ZM173 257H177V258H181V263L177 262V260H175ZM1 258V257H0ZM3 258V257H2ZM1 258V259H2ZM12 258V257H11ZM18 258V256H17ZM16 258V260H17ZM26 258V257H25ZM31 258V257H30ZM43 258V257H42ZM46 258V257H44ZM49 258V257H48ZM77 258V257H76ZM128 258V257H127ZM137 258V257H135ZM198 258V257H197ZM0 259V260H1ZM6 259V258H5ZM10 259V258H9ZM21 259V258H20ZM36 259V258H35ZM35 259H33L34 261H36ZM51 259L52 256H51ZM80 259V258H79ZM86 259V258H85ZM105 259V258H104ZM121 259V258H120ZM123 259V258H122ZM130 259V258H129ZM134 259V258H133ZM143 259V258H142ZM196 259V258H195ZM4 260V258H3ZM2 260V263H3ZM23 260V258H22ZM26 261L29 259H25ZM56 260V259H55ZM100 260V259H99ZM98 260V261H99ZM107 260V258H106ZM105 260V261H106ZM127 260V259H125ZM124 260V261H125ZM141 260V259H140ZM149 260V261H150ZM11 261V260H10ZM21 261V260H19ZM25 261V263H26ZM27 261V262H28ZM32 261V258H31ZM38 261V260H37ZM44 261V260H43ZM96 261V260H95ZM109 261V260H108ZM136 261V260H135ZM139 261V260H138ZM144 261H146V259H144ZM67 262V261H66ZM128 262V261H127ZM143 262V261H142ZM1 263V264H2ZM9 263V262H8ZM15 263V262H13ZM11 263V264H13ZM24 263V264H25ZM35 263V262H34ZM48 263V262H47ZM59 263V262H58ZM100 264L101 261L99 262ZM110 263V261H109ZM129 263V262H128ZM133 263H135L133 261ZM139 263V262H138ZM148 263V262H147ZM154 263V262H152ZM151 263V264H152ZM158 263V262H157ZM160 263V262H159ZM10 264V263H9ZM31 264V263H30ZM77 264V263H76ZM92 264V263H91ZM98 264V263H97ZM105 264H107L105 262ZM130 264V263H129ZM137 264V263H136ZM141 264V263H139Z\"/></svg>",
    "mask_w": 264,
    "mask_h": 264
}]
</instances>
